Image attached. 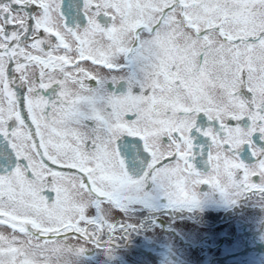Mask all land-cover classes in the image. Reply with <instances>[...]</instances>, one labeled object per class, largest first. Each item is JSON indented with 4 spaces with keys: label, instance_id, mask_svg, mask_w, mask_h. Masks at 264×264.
Returning <instances> with one entry per match:
<instances>
[{
    "label": "snow or ice",
    "instance_id": "6c2138e0",
    "mask_svg": "<svg viewBox=\"0 0 264 264\" xmlns=\"http://www.w3.org/2000/svg\"><path fill=\"white\" fill-rule=\"evenodd\" d=\"M205 184L264 207V0H0V264H64L136 227L105 204Z\"/></svg>",
    "mask_w": 264,
    "mask_h": 264
},
{
    "label": "flooded vegetation",
    "instance_id": "af4514ba",
    "mask_svg": "<svg viewBox=\"0 0 264 264\" xmlns=\"http://www.w3.org/2000/svg\"><path fill=\"white\" fill-rule=\"evenodd\" d=\"M90 83L94 84V82ZM254 181L258 182V177H255ZM197 191L200 203L191 208L170 209L163 198L154 197L148 205L134 206L128 213H125V216L118 209L105 204V213L110 222L128 221L127 216L130 215V222L136 227L129 230L125 236L117 231L116 239L111 244L104 243L108 235L105 231L101 246L70 240L69 244L83 247L84 251L78 257L77 255L71 256L64 264H74L76 257L78 264H94L92 263L94 254H101V261L96 264H146V262L172 264L174 259L178 264H250L249 261L264 264V231L261 232V237L258 236L259 233H254V238L247 236L244 248L240 250L231 248L226 241V236H222L221 241L218 242H186L185 238L174 230L173 224L181 221L197 222L204 228H215L238 220L236 232L241 234L248 230L244 226L242 228V221L239 218L248 213L264 214V207L257 206L254 202L257 200L256 196L245 195L235 203H231L209 185H201ZM93 212L94 210H89L87 215L92 216ZM210 219L213 220L212 223ZM0 234L11 236L12 230L6 225H0ZM16 235L20 234L16 233ZM123 236L124 238H121ZM173 236H175L176 244L201 252L205 250L204 257L210 250L214 251V255L202 259L201 263L190 262L174 253ZM23 247L29 251L32 250L26 242ZM252 254L256 257H252ZM64 255H69V253L65 251Z\"/></svg>",
    "mask_w": 264,
    "mask_h": 264
},
{
    "label": "rangeland",
    "instance_id": "374dc122",
    "mask_svg": "<svg viewBox=\"0 0 264 264\" xmlns=\"http://www.w3.org/2000/svg\"><path fill=\"white\" fill-rule=\"evenodd\" d=\"M253 181L255 180V177L252 178ZM242 221V228L243 226L246 227L248 230L246 233L238 234L236 232V222L238 220H234L233 222L226 223L224 225H220L219 227L215 228H204L203 225L198 224L197 222H191V221H181V222H175L174 230L179 232L180 236L185 238L184 240L186 242H199V241H207V242H218L221 241L222 236H226V241L228 245L231 248L235 249H243L247 236L254 238V233H259L258 236L261 237V232L264 231V214L255 215L252 213H248L245 216L239 218ZM252 231V232H251ZM264 235V234H263ZM262 235V236H263ZM257 237V238H260ZM173 246H174V253H176L178 256H183V258L187 259L190 262L194 263H201L203 262L202 259H206V257H212L213 250H210L208 255L204 257L205 250L198 251L193 250L192 248L182 246L179 244H176L175 236H173ZM252 257H256L255 254L251 255ZM100 257L101 254H94L92 263L96 264V262L100 263ZM69 255H64V262H68ZM250 264H258V263H252L249 261ZM146 264H153L151 262H146ZM172 264H178L175 259L173 260Z\"/></svg>",
    "mask_w": 264,
    "mask_h": 264
},
{
    "label": "clouds",
    "instance_id": "9594fccd",
    "mask_svg": "<svg viewBox=\"0 0 264 264\" xmlns=\"http://www.w3.org/2000/svg\"><path fill=\"white\" fill-rule=\"evenodd\" d=\"M78 255H79V254H78ZM78 255H77V257H78ZM77 257H76V260H75L74 264H78Z\"/></svg>",
    "mask_w": 264,
    "mask_h": 264
},
{
    "label": "trees",
    "instance_id": "16d2710c",
    "mask_svg": "<svg viewBox=\"0 0 264 264\" xmlns=\"http://www.w3.org/2000/svg\"><path fill=\"white\" fill-rule=\"evenodd\" d=\"M212 221H213V220H212V219H210V223H212Z\"/></svg>",
    "mask_w": 264,
    "mask_h": 264
},
{
    "label": "water",
    "instance_id": "95a60500",
    "mask_svg": "<svg viewBox=\"0 0 264 264\" xmlns=\"http://www.w3.org/2000/svg\"><path fill=\"white\" fill-rule=\"evenodd\" d=\"M246 154V153H245Z\"/></svg>",
    "mask_w": 264,
    "mask_h": 264
}]
</instances>
